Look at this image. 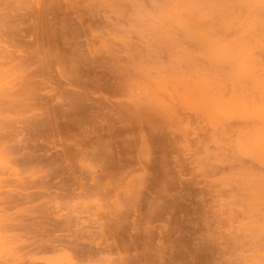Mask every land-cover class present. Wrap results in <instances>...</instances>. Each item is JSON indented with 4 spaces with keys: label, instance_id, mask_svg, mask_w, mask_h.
<instances>
[{
    "label": "rangeland",
    "instance_id": "rangeland-1",
    "mask_svg": "<svg viewBox=\"0 0 264 264\" xmlns=\"http://www.w3.org/2000/svg\"><path fill=\"white\" fill-rule=\"evenodd\" d=\"M0 264H264V0H0Z\"/></svg>",
    "mask_w": 264,
    "mask_h": 264
},
{
    "label": "bare ground",
    "instance_id": "bare-ground-1",
    "mask_svg": "<svg viewBox=\"0 0 264 264\" xmlns=\"http://www.w3.org/2000/svg\"><path fill=\"white\" fill-rule=\"evenodd\" d=\"M127 8H128V7H127ZM260 11H261V10H260ZM125 13H126V12H125ZM216 19H217V18H216ZM250 32H251V31H250ZM102 33H103V32H102ZM246 34H247V33H246ZM246 34H245V35H246ZM132 59H134V58H132ZM142 71H143V70H142ZM159 76H160V75H159ZM157 82H158V81H157ZM157 82H156V83H157ZM160 83H161V82H160ZM158 85H159V84H158ZM152 86H153V85H152ZM162 87H163V86H162ZM176 88H177V87H176ZM217 89L219 90V88H217ZM154 91H155V90H154ZM177 91H178V90H177ZM159 95H160V94H159ZM214 95H215V93H214ZM166 96H167V95H164V97H166ZM162 97H163V96H162ZM223 97H224V96H223ZM167 102H168V101H167Z\"/></svg>",
    "mask_w": 264,
    "mask_h": 264
}]
</instances>
